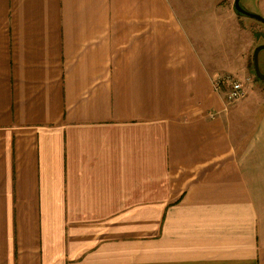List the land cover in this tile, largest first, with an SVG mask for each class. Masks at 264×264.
<instances>
[{"label":"crops","instance_id":"0c3cea01","mask_svg":"<svg viewBox=\"0 0 264 264\" xmlns=\"http://www.w3.org/2000/svg\"><path fill=\"white\" fill-rule=\"evenodd\" d=\"M172 3L0 0V264H264L255 35Z\"/></svg>","mask_w":264,"mask_h":264},{"label":"rangeland","instance_id":"374dc122","mask_svg":"<svg viewBox=\"0 0 264 264\" xmlns=\"http://www.w3.org/2000/svg\"><path fill=\"white\" fill-rule=\"evenodd\" d=\"M234 0H172V4L175 5L176 9L181 15L191 17V20H198L208 23L207 39L209 43V50H212V54L221 55L228 53V45L231 41L237 38V45L242 44L246 39L252 38L255 35V43L247 51L240 54L241 62L247 60V74L236 71L234 69V75L231 77L240 82L244 87V90L263 93L264 94V82L258 80L254 74L252 54L255 47L259 44H264V24L258 23L257 21L235 15L233 11ZM253 0H240L241 6L245 8L249 5L252 9ZM246 9L247 12L258 15L260 12L256 10ZM229 12V20L225 17ZM261 16V14H259ZM230 22V23H229ZM253 30V34H251ZM236 31L239 32V37L236 35ZM243 38V39H242ZM235 41H233L234 44ZM235 52V51H234ZM259 69L264 74V50L260 52L258 57ZM247 75V76H246ZM236 76V77H235ZM261 98V97H260Z\"/></svg>","mask_w":264,"mask_h":264},{"label":"water","instance_id":"95a60500","mask_svg":"<svg viewBox=\"0 0 264 264\" xmlns=\"http://www.w3.org/2000/svg\"><path fill=\"white\" fill-rule=\"evenodd\" d=\"M233 11L235 15L242 16V17H247L250 19H253L257 21L258 23L264 24V18L262 16L252 14L247 12L240 4V0H234L233 1ZM264 50V44H259L255 49L253 50L252 54V63H253V69H254V74L256 78L262 82H264V74L260 71L259 69V53Z\"/></svg>","mask_w":264,"mask_h":264},{"label":"built area","instance_id":"2783aa9c","mask_svg":"<svg viewBox=\"0 0 264 264\" xmlns=\"http://www.w3.org/2000/svg\"><path fill=\"white\" fill-rule=\"evenodd\" d=\"M223 83L229 86L228 91L225 93L226 102L229 104H236V102L240 100L244 95V87L240 82L234 80L232 77H225L222 80L219 79L216 81V89Z\"/></svg>","mask_w":264,"mask_h":264}]
</instances>
